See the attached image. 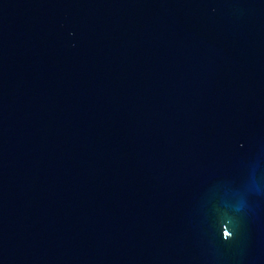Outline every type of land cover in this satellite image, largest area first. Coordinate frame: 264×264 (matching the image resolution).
<instances>
[{
    "label": "water",
    "instance_id": "95a60500",
    "mask_svg": "<svg viewBox=\"0 0 264 264\" xmlns=\"http://www.w3.org/2000/svg\"><path fill=\"white\" fill-rule=\"evenodd\" d=\"M0 264H264V0H0Z\"/></svg>",
    "mask_w": 264,
    "mask_h": 264
}]
</instances>
